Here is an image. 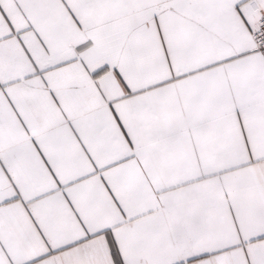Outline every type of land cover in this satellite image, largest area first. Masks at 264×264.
<instances>
[{"label": "snow or ice", "instance_id": "6c2138e0", "mask_svg": "<svg viewBox=\"0 0 264 264\" xmlns=\"http://www.w3.org/2000/svg\"><path fill=\"white\" fill-rule=\"evenodd\" d=\"M0 264H264V0H0Z\"/></svg>", "mask_w": 264, "mask_h": 264}]
</instances>
